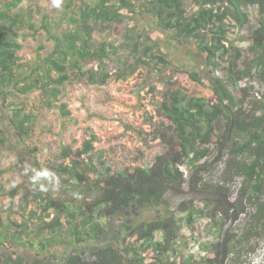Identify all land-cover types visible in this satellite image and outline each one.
<instances>
[{
    "label": "trees",
    "instance_id": "obj_1",
    "mask_svg": "<svg viewBox=\"0 0 264 264\" xmlns=\"http://www.w3.org/2000/svg\"><path fill=\"white\" fill-rule=\"evenodd\" d=\"M22 1L30 5L36 0H0L2 147L14 150L31 132V125L26 124L31 114L10 96L36 90L51 107L65 83L104 85L110 78L125 79L141 67L159 71L167 65L173 67L170 73L177 75L175 80L166 77L162 101L145 119L151 124L153 140L164 146L147 166L112 171L99 153V163L105 167L104 172H98L89 154L96 138L92 130L87 131L89 137L80 147L62 148L60 157L68 162H58L54 175L41 167L36 147L26 146L29 169L41 172L42 177H30L39 189L28 188L23 182L10 190L13 198L23 191L19 206L23 220L13 223L19 231L0 220V264H54L43 257L49 246L93 241L110 220L126 211L137 212L144 223L132 240L121 247L100 245L86 258L76 252L62 263L217 264L218 241L211 243L212 250L198 261L191 256H168L184 238L183 221L190 226L194 215L203 214L209 205L227 216L219 198L190 200L176 211L168 208L162 198L164 190L188 186L190 176L194 188L221 190L229 196L231 184L240 178L237 203L245 199L251 211L241 234H229L226 264H245L243 253L255 247L251 239L261 238L264 232V0H191L189 7L186 0H64L57 21H66L67 27L53 31L48 15H42L40 27L50 38L52 49L44 57L37 55L32 65L19 62L16 54L19 30L23 26L35 29L29 16L19 10ZM250 8L257 11L253 20ZM228 20L239 28L248 27L243 36L249 42L248 55L228 38ZM174 42L180 45L175 48L177 54L185 48L189 56L205 59L211 66L206 76L194 66L178 65L167 58L169 43ZM109 60L115 66L111 67ZM223 61L225 78L215 74ZM179 77L203 86L206 94L190 93L175 85ZM244 78L256 81L258 87H238ZM248 97L251 106L246 108ZM8 106L13 108L8 111ZM60 106L63 113H69L65 104ZM231 132L235 139L230 138ZM212 156L216 162L226 158L219 179L213 182L200 175ZM181 166L189 171L188 178ZM194 201L202 202L203 207L193 205ZM236 206L238 215L241 208ZM185 210L187 214L181 217L179 213ZM7 244H11V252Z\"/></svg>",
    "mask_w": 264,
    "mask_h": 264
},
{
    "label": "rangeland",
    "instance_id": "obj_2",
    "mask_svg": "<svg viewBox=\"0 0 264 264\" xmlns=\"http://www.w3.org/2000/svg\"><path fill=\"white\" fill-rule=\"evenodd\" d=\"M28 2V1H27ZM22 1L18 6L20 11H24L29 16L35 29L23 26L19 30L16 42L20 45L17 55L20 56L19 62L32 65L37 55L46 56L52 49V42L45 30L40 27L42 15H48L53 25V31L60 32L67 27L66 21H57L64 8V0H36L35 3L28 5ZM191 0H186L185 5L189 7ZM31 9V12L28 11ZM249 13L254 19L257 11L250 8ZM228 38L234 41L236 48L248 55L249 42L243 39L248 32V27L239 28L228 20ZM142 21L139 20L138 27ZM117 37L119 32L114 33ZM229 41H226L228 44ZM162 45V44H161ZM171 52L170 61L178 65H189L200 70L203 76L210 71L211 66H207L205 59L199 55L189 56L187 49H179L182 53L177 54L175 48L179 47L176 42L169 43ZM184 49V50H183ZM153 63V62H152ZM111 67L115 66L112 60L108 61ZM226 62H221L215 69V74L226 77ZM173 68L167 65L159 71L146 67L139 68L136 72L125 79L110 78L106 84H87L84 81H73L65 83L61 87L57 100L48 107L34 90L28 95L18 94L14 102L24 108V112L31 114V120L26 123L31 125V132L24 136L22 143L17 144L14 150L0 146V220L2 224H7L11 230H21L15 227L14 222L21 223L20 197L23 191L19 190L15 197L10 196V190L18 184H24L31 189H39L32 183L30 177H42L41 172H34L29 169L28 149L26 146L36 147V156L41 162V167L51 175L55 174L56 164L62 159L60 152L62 148L69 145L72 149L80 147L84 138H88V130H92L96 138L93 141L94 149L91 154L94 166L98 172H104L105 164L99 163L98 154L102 153L101 160L110 165L112 171H121L127 168L144 167L150 164L156 154L164 150L162 143L153 140L151 134V124L145 122L146 116L158 107L162 101L163 94L167 89L166 77L175 80L177 75L170 73ZM171 75V76H170ZM258 87V83L251 79L238 81V87L247 85ZM175 85L184 87L190 93L206 94L203 86H195L185 78H176ZM9 98V100H10ZM60 104H65L63 113ZM244 106L250 107L248 97ZM13 107L8 106L10 111ZM232 131V130H231ZM218 136V135H217ZM230 138H234V133H230ZM216 143L211 145L212 155H216ZM214 155V156H215ZM214 156L208 160L209 167L200 174L203 180L215 181L219 179L224 167L223 158L216 162ZM211 160V161H210ZM184 176L189 177V171L181 166ZM240 178L231 184V199L241 208L237 215V220L230 229V233L237 236L241 234L249 220L250 207L245 199L240 203L238 200V188ZM35 186V187H34ZM187 189V184L184 185ZM264 193V188H263ZM34 202H30L33 206ZM193 205L203 207V203L194 201ZM214 205L206 206L203 214H195L194 222L189 226L182 222L181 233L184 238L179 239L176 245V252H169L170 259L181 255V258L191 256L194 260H200L212 250L211 243L219 242V233L224 220L227 218L218 209H213ZM187 211L179 213L184 217ZM30 224V222H28ZM18 228V229H17ZM156 237H159L157 233ZM250 243L255 245L254 250L245 251L242 255L246 259L245 264H264V232L261 238H253ZM9 246V247H8ZM15 246L14 248H16ZM7 251L11 252V244H7ZM228 258V257H227ZM227 261V260H226ZM226 264V262H225Z\"/></svg>",
    "mask_w": 264,
    "mask_h": 264
},
{
    "label": "flooded vegetation",
    "instance_id": "obj_3",
    "mask_svg": "<svg viewBox=\"0 0 264 264\" xmlns=\"http://www.w3.org/2000/svg\"><path fill=\"white\" fill-rule=\"evenodd\" d=\"M187 201H184L183 204ZM143 225L144 223L140 221L137 212L131 214L129 211H126L125 215L110 220L95 240L85 243L77 242L73 245H51L43 257L54 264H63L62 262H65L71 254L76 252L83 258L90 257L100 245L124 246L136 236ZM35 254L37 255L38 252H35Z\"/></svg>",
    "mask_w": 264,
    "mask_h": 264
},
{
    "label": "water",
    "instance_id": "obj_4",
    "mask_svg": "<svg viewBox=\"0 0 264 264\" xmlns=\"http://www.w3.org/2000/svg\"><path fill=\"white\" fill-rule=\"evenodd\" d=\"M191 177V176H190ZM188 188L169 186L162 194V198L168 203L171 211L179 210L184 201L190 199L219 198L227 209V218L224 220L219 233V255L217 264H225L228 250V237L231 227L237 220V208L231 197L221 190L194 188L191 183Z\"/></svg>",
    "mask_w": 264,
    "mask_h": 264
},
{
    "label": "clouds",
    "instance_id": "obj_5",
    "mask_svg": "<svg viewBox=\"0 0 264 264\" xmlns=\"http://www.w3.org/2000/svg\"><path fill=\"white\" fill-rule=\"evenodd\" d=\"M189 178H190V177H189ZM230 197H231V196H230ZM236 208H237V206H236ZM236 210H237V209H236ZM156 235H157V233H156ZM156 235H155V239H158L159 237L157 238ZM226 260H227V259H226Z\"/></svg>",
    "mask_w": 264,
    "mask_h": 264
},
{
    "label": "built area",
    "instance_id": "obj_6",
    "mask_svg": "<svg viewBox=\"0 0 264 264\" xmlns=\"http://www.w3.org/2000/svg\"><path fill=\"white\" fill-rule=\"evenodd\" d=\"M257 262H258V260H255V261H254V264H257Z\"/></svg>",
    "mask_w": 264,
    "mask_h": 264
}]
</instances>
